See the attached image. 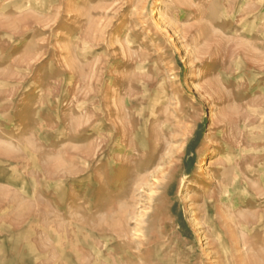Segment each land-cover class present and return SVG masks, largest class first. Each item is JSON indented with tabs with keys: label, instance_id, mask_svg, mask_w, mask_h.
Segmentation results:
<instances>
[{
	"label": "rangeland",
	"instance_id": "obj_1",
	"mask_svg": "<svg viewBox=\"0 0 264 264\" xmlns=\"http://www.w3.org/2000/svg\"><path fill=\"white\" fill-rule=\"evenodd\" d=\"M0 264H264V0H0Z\"/></svg>",
	"mask_w": 264,
	"mask_h": 264
},
{
	"label": "bare ground",
	"instance_id": "obj_2",
	"mask_svg": "<svg viewBox=\"0 0 264 264\" xmlns=\"http://www.w3.org/2000/svg\"><path fill=\"white\" fill-rule=\"evenodd\" d=\"M146 122V121H145ZM229 160V159H228ZM228 161H226V163H227ZM231 162H233L232 160H231ZM230 162V160H229V162H228V164L229 163H231ZM229 167H232V166H229ZM224 172V171H223ZM231 174H230V177H231V183H230V185H232L231 186V188H225L224 187V189H225V194L224 195H226V197L229 199V198H231V200L232 201H234L235 199H240L241 197H243V198H247V191H248V184L250 183H248V179H246L247 177L240 171V170H238V169H236V168H233L231 171ZM223 174V173H222ZM248 174H249V172H248ZM225 175H226V173H225ZM225 175L223 174L222 175V177H225ZM249 176V175H248ZM258 176V175H257ZM230 177H229V179H230ZM259 180H260V178H259ZM253 181V180H252ZM251 181V182H252ZM263 181V180H262ZM259 182V181H258ZM241 184H243V186L244 187H241L240 185ZM250 185V184H249ZM251 186V185H250ZM224 189H223V191H224ZM231 203V202H230ZM221 204V203H220ZM225 204V203H224ZM226 206V205H225ZM228 206V205H227ZM227 206H226V208H227ZM223 209V208H222ZM228 210V209H227ZM241 210V209H240ZM238 211V213L236 214V213H229V219H232L233 217H237V218H242L243 216H245L244 215V212H241V211ZM221 211V210H220ZM229 211V210H228ZM222 212V211H221ZM225 212V211H224ZM237 212V211H236ZM226 214V213H225ZM235 215V216H234ZM228 218H226L227 220H228ZM239 224H240V222H239ZM241 225V224H240ZM241 227V226H240ZM242 232V231H241ZM246 233V232H245Z\"/></svg>",
	"mask_w": 264,
	"mask_h": 264
}]
</instances>
